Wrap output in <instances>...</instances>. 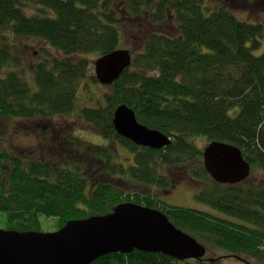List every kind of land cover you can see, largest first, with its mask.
Wrapping results in <instances>:
<instances>
[{"label": "trees", "instance_id": "trees-1", "mask_svg": "<svg viewBox=\"0 0 264 264\" xmlns=\"http://www.w3.org/2000/svg\"><path fill=\"white\" fill-rule=\"evenodd\" d=\"M238 3L245 1L0 0V118L74 121L57 147L51 133L47 151L0 148V218L6 217L7 229L41 231L46 218L56 230L70 219L134 202L164 212L206 247V255L178 261L133 250L90 264H218L241 256L264 264V51L252 53L263 29L237 17ZM18 38L43 41L57 52L42 49L47 59L32 65L31 79L16 69ZM122 47L130 50L131 64L109 85L104 103L79 106L78 87L90 70V60L80 56ZM88 76L97 81L94 73ZM120 104L171 143L152 149L118 135L112 119ZM79 122L93 128L85 139ZM92 134L102 141L87 140ZM214 140L240 148L251 167L245 180L218 183L206 172L202 147ZM61 143L67 151L50 152ZM117 144L130 150L126 162L119 160ZM175 171L197 183L196 200L233 220L127 191L133 182L167 192L176 184Z\"/></svg>", "mask_w": 264, "mask_h": 264}, {"label": "water", "instance_id": "water-1", "mask_svg": "<svg viewBox=\"0 0 264 264\" xmlns=\"http://www.w3.org/2000/svg\"><path fill=\"white\" fill-rule=\"evenodd\" d=\"M126 48L94 60L97 81L111 85L131 64ZM118 135L138 146L162 149L172 139L140 123L132 108L118 105L113 113ZM206 172L218 183L236 184L250 174V163L236 145L210 141L202 149ZM133 250L168 255L178 261L206 255V247L177 228L166 214L153 207L121 202L102 215L68 220L53 231L0 228V264H90L108 253Z\"/></svg>", "mask_w": 264, "mask_h": 264}, {"label": "rangeland", "instance_id": "rangeland-1", "mask_svg": "<svg viewBox=\"0 0 264 264\" xmlns=\"http://www.w3.org/2000/svg\"><path fill=\"white\" fill-rule=\"evenodd\" d=\"M243 1H245V4H235L233 9L237 17L241 19H247L251 22H258L262 25L263 31L260 38V46L254 49L252 52L255 55H259L264 51V0ZM14 45H16L14 54L20 61V65L16 67V69L27 79H31L30 68L32 65L42 59H47V55L42 51L43 48L49 52H52L54 55H57V52L46 45L43 41L33 38L15 39ZM80 57H87L90 60L89 74L90 72L94 73L93 63L97 57L93 54H83ZM88 75L81 79L80 86L78 87L79 106L83 104L90 106H94L98 103L103 104L105 94L110 92L109 85L101 84L98 81H92ZM80 124L84 127L82 131L84 132L86 130V132H84V134L81 136L82 139H85L88 137L85 135H89L93 128L90 125H86L82 122ZM73 125L74 121L72 122L70 118H67L66 120L61 119L54 121H18L0 118V148L10 150L12 153H28V151L31 150L38 153L40 150L47 151L46 149L50 146L48 141L51 137V133L53 136L50 138V140L52 141V144L55 145L56 142L61 140L59 136L70 132ZM51 127L54 128L53 132H50L49 135L45 136L43 140V135ZM81 133L77 132V134ZM87 140L99 143L102 141V138L98 135L92 134ZM198 144L203 146L204 143L199 141ZM55 146L57 147L59 145ZM56 147L53 146L50 152L64 153L68 149V144L61 143L59 149H55ZM115 151L119 157V160H122L123 162H126V160L131 157L130 150L123 144H117L115 146ZM180 175V171L174 172L173 180L176 184L173 185V187L167 192L160 190L155 186L140 185L133 182H129L126 188L127 191L130 192L138 191L160 197L164 202L170 205L190 207L208 212L218 217H224L227 219L231 218L227 214L210 207L206 203L196 200L193 196V193L195 188L198 187L197 183L191 180L188 176L181 180L179 179ZM261 184L264 185V181H261ZM231 220H233V218H231ZM49 222H53L52 219L48 220L43 218L41 231L54 230V225L52 223L49 224ZM0 228L7 229V219L4 215H2L0 218ZM221 253L223 254L224 251L221 250ZM208 255L217 256L218 252H216V254L209 252ZM246 262L248 264H257L256 262L244 256L230 259L221 258L218 261V264H246Z\"/></svg>", "mask_w": 264, "mask_h": 264}, {"label": "bare ground", "instance_id": "bare-ground-1", "mask_svg": "<svg viewBox=\"0 0 264 264\" xmlns=\"http://www.w3.org/2000/svg\"><path fill=\"white\" fill-rule=\"evenodd\" d=\"M208 143H209V142H208ZM206 144H207V143H206ZM206 144H205V145H206ZM205 145H204V146H205Z\"/></svg>", "mask_w": 264, "mask_h": 264}]
</instances>
